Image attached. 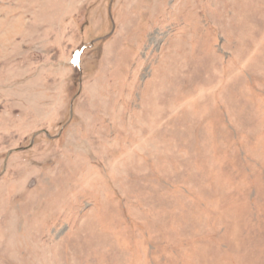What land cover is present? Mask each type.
I'll return each mask as SVG.
<instances>
[{"label":"rangeland","instance_id":"1","mask_svg":"<svg viewBox=\"0 0 264 264\" xmlns=\"http://www.w3.org/2000/svg\"><path fill=\"white\" fill-rule=\"evenodd\" d=\"M0 264H264V0H0Z\"/></svg>","mask_w":264,"mask_h":264}]
</instances>
